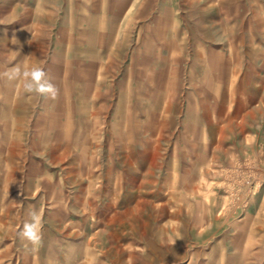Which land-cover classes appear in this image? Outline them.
<instances>
[{"label": "rangeland", "instance_id": "374dc122", "mask_svg": "<svg viewBox=\"0 0 264 264\" xmlns=\"http://www.w3.org/2000/svg\"><path fill=\"white\" fill-rule=\"evenodd\" d=\"M104 1L0 0V264H264V0Z\"/></svg>", "mask_w": 264, "mask_h": 264}, {"label": "clouds", "instance_id": "9594fccd", "mask_svg": "<svg viewBox=\"0 0 264 264\" xmlns=\"http://www.w3.org/2000/svg\"><path fill=\"white\" fill-rule=\"evenodd\" d=\"M13 41L17 42L15 39ZM0 79L9 82L22 81L23 91L26 94H36L53 100L58 95V89L51 83L48 73L38 65L30 69H24L21 65H16L0 72ZM29 216L30 220L24 223L18 236L35 249L43 242L42 217L37 211L30 212Z\"/></svg>", "mask_w": 264, "mask_h": 264}, {"label": "crops", "instance_id": "0c3cea01", "mask_svg": "<svg viewBox=\"0 0 264 264\" xmlns=\"http://www.w3.org/2000/svg\"><path fill=\"white\" fill-rule=\"evenodd\" d=\"M176 1V4H178V6L175 8V7H172V8H170V9H167V8H165V11H163V13H165V15H168L169 13H167V12H170L171 14H173V15H171V14H169L168 15V17L167 18H169V16L171 15L172 16V18H181L182 19V10L181 9H183L182 8V1L183 0H175ZM191 2H194V3H198L199 5H202V4H207L209 1H211V0H190ZM223 1V0H222ZM232 1H234L233 3L234 4H236V3H238L239 2V0H232ZM172 2H173V0H172ZM96 2H92V7H93V5L95 4ZM120 3H121V6H120V9H119V14H120V18L122 17V15H123V13H124V10L126 9V7H127V3H128V0H120ZM100 4H102V2L100 3ZM100 4H98V5H100ZM143 4H144V2H143ZM26 5V4H25ZM103 5H106L107 7H104L103 8V12H102V15H99L98 17L97 16H92V15H90V13H89V15L86 17V18H88V19H97V18H102V19H106L108 16L109 17H111L112 16V14H111V10H112V8H111V0H107V2L105 3V1H104V4ZM27 7H28V11H29V14H27V18H26V16L23 18V21H24V23L23 24H20L21 26L20 27H16V24H13V28H11L12 29V31H15V30H20V32L21 31H23L24 33H26V31H27V33H30L31 32V27L29 26V27H27L28 25H29V23H26V20L27 21H31V18L33 19V17H34V15L32 16V15H30V12H31V3H28L27 4ZM95 7V6H94ZM140 7H141V9H142V2H141V4H140ZM203 12L202 13H205V14H207V11L208 10H206L207 9V7H203ZM92 10L93 11H89V12H95L96 14H97V11L96 10H101L100 9V6H97V9H94V8H92ZM87 12V11H86ZM98 12H100V11H98ZM163 13L160 15V16H158L159 17V19L160 18H163L164 19V17H163ZM235 13V12H234ZM108 15V16H107ZM227 14L226 13H223V12H219V13H216L215 14V16H213L212 18L213 19H221V20H224V19H226L227 17ZM234 16V15H233ZM166 18V19H167ZM234 18V17H233ZM7 20H11V18L10 17H8V19ZM19 20H22V19H19ZM204 21H207V18H204ZM8 28H10V27H8ZM40 28H41V24H40ZM179 30H181L180 28H178V31ZM81 31H79V33H80ZM221 52V51H220ZM220 52H218L219 54H220ZM217 65L215 66V70L214 71H211L210 72V74H208V72L206 71V68L204 67L203 69H202V71H203V74H201V76H200V82L202 83V82H205V83H207V82H211L212 83V85H215L216 86V89L218 90V91H221L222 90V92H224V90H225V87L227 86V84L228 83H230V80H229V77H227V70L224 68V67H226V66H224V64L223 63H221V62H219V63H216ZM228 67V66H227ZM209 78V79H208ZM226 90H227V88H226ZM10 94V93H9ZM9 100H14V97L13 96H10L9 95V97H7ZM260 211V210H259ZM263 259H264V257H263Z\"/></svg>", "mask_w": 264, "mask_h": 264}]
</instances>
